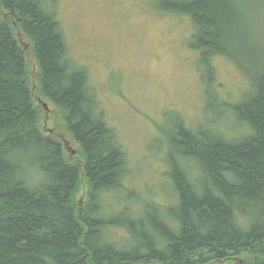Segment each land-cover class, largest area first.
Segmentation results:
<instances>
[{
	"label": "trees",
	"instance_id": "1",
	"mask_svg": "<svg viewBox=\"0 0 264 264\" xmlns=\"http://www.w3.org/2000/svg\"><path fill=\"white\" fill-rule=\"evenodd\" d=\"M55 2L0 0V264H264V0L155 3L190 19L187 47L204 68V94L216 56L249 83L230 105L238 138L165 115L178 120L160 141L169 189L161 203L123 190L125 153L97 113L85 69L67 56ZM52 111L62 124L43 133ZM118 193L125 204L111 209L107 198Z\"/></svg>",
	"mask_w": 264,
	"mask_h": 264
},
{
	"label": "rangeland",
	"instance_id": "2",
	"mask_svg": "<svg viewBox=\"0 0 264 264\" xmlns=\"http://www.w3.org/2000/svg\"><path fill=\"white\" fill-rule=\"evenodd\" d=\"M157 2L56 0L54 11L67 56L85 69L97 113L116 133L125 153L128 177L123 190H133L144 200L152 196L161 203L169 189L160 141H165L170 124L178 120L165 115L176 112L192 130L204 122L214 123L224 136L239 137L243 131L234 123L230 105L248 92L249 83L229 60L216 56L213 90L204 94V68L196 51L187 47L193 29L190 19L154 8ZM259 18L257 27L264 32V12ZM20 43L28 47L24 41ZM29 54V67L36 70ZM40 99L52 110L47 100ZM41 119L43 133L62 124L60 112L55 116L52 111L47 119L43 114ZM71 143L64 146L67 154L73 156L76 144ZM87 191V183L81 180L76 200L84 202ZM124 195L108 196L109 207H123ZM129 197L135 200L133 194ZM120 234V230L116 231L115 238Z\"/></svg>",
	"mask_w": 264,
	"mask_h": 264
},
{
	"label": "bare ground",
	"instance_id": "3",
	"mask_svg": "<svg viewBox=\"0 0 264 264\" xmlns=\"http://www.w3.org/2000/svg\"><path fill=\"white\" fill-rule=\"evenodd\" d=\"M48 5V4H47ZM49 8V7H48ZM52 12V11H51ZM60 26V25H59ZM68 32V31H67ZM32 36V35H31ZM34 36V35H33ZM20 53V52H19ZM43 104V106H44V108L45 109H47V105L45 104V103H42ZM232 116H233V114H232ZM234 117V116H233ZM233 117H232V119H233ZM229 118V117H228ZM227 118V119H228ZM231 118V117H230ZM235 120V119H234ZM234 120H232V121H234ZM235 122V121H234ZM205 123V122H204ZM219 123V122H218ZM214 124V123H213ZM216 124H214V125H212V126H215ZM221 125V124H220ZM240 125V124H239ZM241 126V125H240ZM236 127V126H235ZM242 127V126H241ZM214 128V127H213ZM216 128V127H215ZM245 128V127H244ZM241 129V128H240ZM247 129V128H246ZM246 131V130H245ZM236 137V136H235ZM234 137V138H235ZM236 138H238V137H236ZM229 139V138H228ZM233 139V138H232ZM69 146V145H68ZM236 213V212H235ZM238 219V218H237Z\"/></svg>",
	"mask_w": 264,
	"mask_h": 264
}]
</instances>
